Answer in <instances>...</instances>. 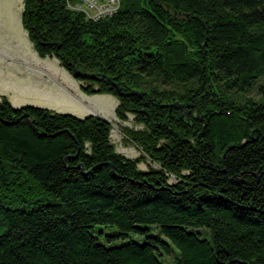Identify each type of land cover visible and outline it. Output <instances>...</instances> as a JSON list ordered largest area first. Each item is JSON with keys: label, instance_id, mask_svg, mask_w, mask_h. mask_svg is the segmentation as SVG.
<instances>
[{"label": "trees", "instance_id": "1", "mask_svg": "<svg viewBox=\"0 0 264 264\" xmlns=\"http://www.w3.org/2000/svg\"><path fill=\"white\" fill-rule=\"evenodd\" d=\"M76 3L23 0L22 27L132 116L139 156L101 117L0 97V264H264V0H121L98 20Z\"/></svg>", "mask_w": 264, "mask_h": 264}, {"label": "rangeland", "instance_id": "2", "mask_svg": "<svg viewBox=\"0 0 264 264\" xmlns=\"http://www.w3.org/2000/svg\"><path fill=\"white\" fill-rule=\"evenodd\" d=\"M22 10L23 0H0V51L6 52L10 49L11 43L6 37L10 35L19 41L18 45L24 52L29 56L33 52L36 58L40 59L22 27ZM47 60H51L49 72L52 80L47 77L48 75L45 77L30 75L24 72L25 67L23 68L22 61L13 66L11 62L4 61V57L0 56V97H5L15 108L39 107L80 119L89 115L101 117L112 125L110 138L115 151L126 158L138 157V149L123 140L121 131L123 127L134 129L141 127L134 125L131 115L128 116L127 122H120L116 118L117 100L110 95L84 94L80 89L82 83L60 67L55 58L47 57ZM254 86L257 87L256 90L254 89L249 95L258 99L256 91L258 87L264 86V76L260 77ZM147 168L148 163L138 165L140 170L145 171ZM173 181L171 179V182ZM94 235L107 247L137 239V236L133 234L121 236L117 228L107 226H96Z\"/></svg>", "mask_w": 264, "mask_h": 264}, {"label": "crops", "instance_id": "3", "mask_svg": "<svg viewBox=\"0 0 264 264\" xmlns=\"http://www.w3.org/2000/svg\"><path fill=\"white\" fill-rule=\"evenodd\" d=\"M19 1V0H18ZM7 41L11 43L10 49H7V51H0V56L4 57V61L11 62L13 66H16L19 64L18 62L22 61L24 63L23 68L25 67L24 72H27L30 75L35 76H43L49 77V79L52 80L50 70L51 66L49 63L51 60H47V58L41 60L38 57L34 55L33 52H31L30 56L28 53L24 52L21 47H19L17 39L14 37L7 35ZM7 72V71H5ZM5 72L3 74H5ZM1 74V73H0ZM9 74V73H6Z\"/></svg>", "mask_w": 264, "mask_h": 264}, {"label": "built area", "instance_id": "4", "mask_svg": "<svg viewBox=\"0 0 264 264\" xmlns=\"http://www.w3.org/2000/svg\"><path fill=\"white\" fill-rule=\"evenodd\" d=\"M121 0H76L74 11L82 12L87 19L98 20L116 13Z\"/></svg>", "mask_w": 264, "mask_h": 264}, {"label": "water", "instance_id": "5", "mask_svg": "<svg viewBox=\"0 0 264 264\" xmlns=\"http://www.w3.org/2000/svg\"><path fill=\"white\" fill-rule=\"evenodd\" d=\"M72 76L75 78V79H93L94 77L91 76V75H88V74H83L77 70H73L72 71Z\"/></svg>", "mask_w": 264, "mask_h": 264}]
</instances>
